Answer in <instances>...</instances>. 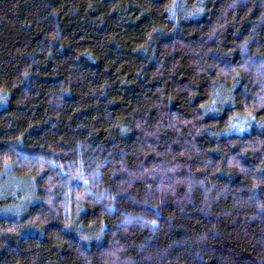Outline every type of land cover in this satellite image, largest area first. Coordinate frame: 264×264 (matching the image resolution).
I'll use <instances>...</instances> for the list:
<instances>
[{
  "label": "trees",
  "instance_id": "obj_1",
  "mask_svg": "<svg viewBox=\"0 0 264 264\" xmlns=\"http://www.w3.org/2000/svg\"><path fill=\"white\" fill-rule=\"evenodd\" d=\"M4 182L0 264H264V0H0Z\"/></svg>",
  "mask_w": 264,
  "mask_h": 264
},
{
  "label": "rangeland",
  "instance_id": "obj_2",
  "mask_svg": "<svg viewBox=\"0 0 264 264\" xmlns=\"http://www.w3.org/2000/svg\"><path fill=\"white\" fill-rule=\"evenodd\" d=\"M233 130H236V131H239L238 130V128H234ZM242 130V129H241ZM6 184L7 183H0V185H1V195H0V198H3V199H8V198H10V195H8V194H13L14 193V191L12 190V189H7V187H6Z\"/></svg>",
  "mask_w": 264,
  "mask_h": 264
}]
</instances>
